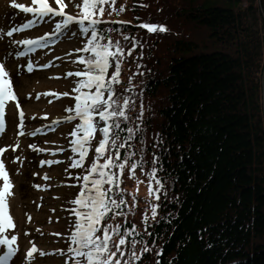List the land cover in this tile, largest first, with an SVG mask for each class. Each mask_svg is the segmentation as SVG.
Segmentation results:
<instances>
[{
    "label": "trees",
    "instance_id": "16d2710c",
    "mask_svg": "<svg viewBox=\"0 0 264 264\" xmlns=\"http://www.w3.org/2000/svg\"><path fill=\"white\" fill-rule=\"evenodd\" d=\"M97 14L104 42L123 49L113 93L128 104L106 154L97 156L98 141L84 170L108 156L121 159L128 141L149 138L163 186L147 228L144 190L114 188L124 204L104 218L113 259L264 264V0H107ZM142 24L166 31L149 33ZM82 34L83 49L90 33ZM82 55L74 56V76L85 70ZM116 70L110 62L106 79ZM112 172L118 176V167ZM138 220L144 232L132 231L118 251L119 233Z\"/></svg>",
    "mask_w": 264,
    "mask_h": 264
},
{
    "label": "rangeland",
    "instance_id": "374dc122",
    "mask_svg": "<svg viewBox=\"0 0 264 264\" xmlns=\"http://www.w3.org/2000/svg\"><path fill=\"white\" fill-rule=\"evenodd\" d=\"M46 2L53 8L62 6L65 14L76 16L78 0H62V4H57L56 0ZM15 4L37 6L33 0H0V63L16 96L15 100L5 103V126L0 130V148L4 149L0 153V162L4 164L11 184L5 196V209L14 223V228L6 235L18 238L15 242L17 254L9 264H75L82 258L74 257L70 252L66 255L67 241L75 224L72 201L80 194L82 177L91 168L75 172L71 167L69 140L73 119L66 118L70 116L68 109L75 103L74 76L70 70H75L78 65L73 55L81 48L82 38L70 25L69 30L56 34L45 47L27 52L19 41L36 39L45 33L51 35L61 17L40 20L13 7ZM150 11L149 6L142 8V12ZM29 20H33V24L21 29L20 26ZM19 52L25 54L17 55ZM29 64L32 65L31 72L27 70ZM96 135L97 132L91 145L86 147L83 165L90 158ZM151 142L149 138L128 141L118 160L124 165L118 168V188L121 185L130 187L131 193L144 190L148 199L142 214L147 219L152 204L157 202L149 195L148 187L151 179L155 188L157 179L156 175L154 178L149 175L155 167L153 154L147 150V147L153 148ZM41 161L53 163L41 164ZM133 163L137 164L136 168L132 167ZM2 184L0 179V186ZM132 223V227L126 225L122 229L119 240L133 235L132 231L144 232L139 220ZM101 224L109 225V222L102 219ZM125 229L129 231L126 233ZM97 235L102 237L103 231L98 230ZM33 247L36 251L27 256L28 249ZM144 248L149 246L146 244ZM2 251L3 246H0Z\"/></svg>",
    "mask_w": 264,
    "mask_h": 264
},
{
    "label": "snow or ice",
    "instance_id": "6c2138e0",
    "mask_svg": "<svg viewBox=\"0 0 264 264\" xmlns=\"http://www.w3.org/2000/svg\"><path fill=\"white\" fill-rule=\"evenodd\" d=\"M56 2L57 4H62V0H56ZM106 2L107 0H83L81 14L78 17L65 14L62 6L59 9L49 6L46 0H33V3L37 5L36 7H25L23 4L13 5V7L20 8L25 13L33 14L35 18H39L40 20H43L45 17H61L59 22L55 23V30L51 36L45 33L36 39H23L19 41L20 44L25 46L27 52L45 47L57 33L69 30V26L73 22L78 24L80 32L90 33L86 37L87 43H85L83 49L78 50L86 53V55L78 57L83 63L85 70L75 72V76L80 79L73 89L76 95L74 97L75 106L72 111H74L75 117L79 118L80 123L71 132V136L73 137L71 145L72 152L78 153L79 159L73 161L72 167H77L83 162L87 154L86 145L90 143L94 133L97 131L102 133L104 138L99 140L95 152L98 157L105 155L110 130L112 128H119L117 121L126 116L125 107L128 104L127 99H125L124 106H121L113 93V85L119 83V61L123 49L118 45H114L110 40L105 43L106 30L99 28V25L105 22L99 18L97 10L101 9V6ZM32 24L33 20H29L26 24L21 25L20 28L26 29ZM140 26L146 28L149 33L157 30L160 32L166 31L164 26L156 24H142ZM18 30L14 29V31ZM8 34L12 35V32ZM24 54V52L17 53L20 56ZM112 61L116 62L117 70L113 71L111 76L106 79V72ZM27 70L29 72L32 71L31 64L28 65ZM7 75L3 65H0V130H3L5 126L3 117L6 101L16 99L10 79L6 78ZM83 89H87V91ZM105 95L107 98H105ZM73 118V116H68L66 119L71 120ZM100 122H103V127H98ZM131 132L132 129H129V133ZM111 143L113 146L115 145V141H111ZM3 151L4 149L0 148V153ZM157 159L158 157L154 156L153 162L155 163ZM44 163L51 164L53 161H41V164ZM123 166V163L108 156L102 164L94 162L89 172L82 177L80 194L72 201L75 205L73 208L75 224L70 234L71 243L68 249L74 257L82 258L81 260H76L75 264H121V260L113 259L116 253L109 252L110 226L101 224V220L110 211L118 209L124 204L123 199L117 201L113 198L115 195L114 188L115 191H119V177L112 172L113 168H123ZM132 167L136 168L137 164L133 163ZM156 172L157 168L154 167L149 174L150 177L154 178ZM0 179L3 180V184L0 186V246H3V251L0 252V264H9V261L17 254L18 248L15 246V242L18 238L16 235H12L10 238L6 235L7 231H11L14 228V223L5 209V196L11 188V184L2 162H0ZM155 183L156 187L153 188L152 180H149V195L159 199L163 186L159 179H156ZM105 184L107 185L106 188ZM157 207V204H152L151 206V215L154 220L157 215ZM144 219L145 227L147 228V216ZM98 230L103 231L102 237L97 235ZM115 230L111 229V231ZM128 231L129 229H125L126 233ZM124 243L125 239L121 237L117 245L118 251L119 246ZM35 251L34 247L29 248L26 255L31 256ZM162 254L163 248L157 252V257ZM120 256H124L123 251H120ZM133 258H136L134 253ZM123 264H128V261H124ZM157 264H159V259H157ZM169 264H171V261H169Z\"/></svg>",
    "mask_w": 264,
    "mask_h": 264
}]
</instances>
